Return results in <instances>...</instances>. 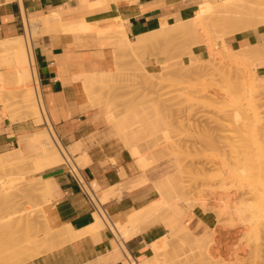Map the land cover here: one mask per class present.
Here are the masks:
<instances>
[{
	"label": "bare ground",
	"instance_id": "bare-ground-1",
	"mask_svg": "<svg viewBox=\"0 0 264 264\" xmlns=\"http://www.w3.org/2000/svg\"><path fill=\"white\" fill-rule=\"evenodd\" d=\"M122 1H124V0H94V1H81V2H82V4H84L87 7V9L89 11V9H92V10L95 9L96 10L97 8L98 9L99 8H105V7H108L109 5H112V6L116 5L117 6ZM124 3H126V2H124ZM213 3L217 4L218 6L213 5L212 0H201L200 7L198 9H199V12L202 14L203 18L206 20V23L204 25L205 30L207 31L209 29V28L206 29V27L212 26L213 28L210 27V29L219 30L217 32L218 35L220 32L219 36L215 35L216 39L213 40L214 42L211 39H208L207 41L203 40L201 34L197 33L194 30V28L192 27L193 26V24H192L193 19L190 18V19L185 20V21L177 22V23L170 25L168 27H161L157 30L150 32V33L135 37L134 43H127V49L128 50H125V55L126 56L131 55V57L133 56L134 57L133 59L135 61V57H138L142 51H143V53H145L144 50H147L151 53V51L149 50L150 48H158L157 46H159L160 43L166 42V41L170 42V39L173 38V40H174V38H176V35L180 34V33H182L184 35H188V37L192 40V42L195 46L202 45L206 48L207 54H208L207 57H209V58L205 60L206 63H204V61H202L203 62L202 66H201V67H203L202 70H200V68H199L198 70H200V71H197V69L195 71L194 70L193 71L195 73H197V72L203 73V71H204L203 69H205L204 68V66H205L208 71L212 70L210 72V73H212L211 78H213V76L216 74L217 77L219 76L220 79L223 80L225 85H222V84L221 85L225 86V88L227 89V90L225 89L226 91L225 90H223V91H225V93H226L225 95H226L229 102H227L228 110H225L226 107H224L225 108L224 110L226 112L224 111L225 113H223V111H222V114L224 116V120L222 118H221V120L224 121V123H227V124H225V125L223 124V125L228 127V129H229V127H233V128H230L231 129L230 131L234 132V133L231 132L232 135L236 134V136H237L239 133L242 135V136L241 135L237 136L238 138H240L239 140L235 135L234 136L231 135L229 137L230 139L228 138V140H232L235 137L237 138V140L235 138V140H234L235 142L233 140H232V142L231 141L229 142L228 140H227V142L225 141V143H228L227 144L228 146L227 145L225 146V143H224V147L226 148V149L225 148L224 149L226 150V152H229V153L232 152V154L234 155V156H232V154L230 155L229 153H228V155H226L225 152L223 153L225 155V161L227 159L230 160V156L232 159H234V162L232 161V164H230L231 162L228 160H227L228 162L227 161L223 162L224 158L220 159L221 164H223V165H221V164L220 165L223 167L224 166L227 167V169H225V167H224V173H225V170H227V174L225 173L226 178L224 177L226 179L225 181L229 180V182L231 184V185H229V182H228V184H226V185H229V188H228V186L225 185L226 187L224 186V189L226 191H227V189L230 190V187L234 186V184H236V183H237V185H236L237 187H239L238 185H240L239 188L242 187L241 189H243V186H241L242 182H244L249 188L251 187L248 190L249 193H250V191H251V193L253 192L252 194L250 193L251 195L249 193H248L249 195L247 193H246L247 194L246 195L245 194L246 189L244 188L245 189L244 194L246 195V197H245L246 200H245V198H244V200L246 201L245 202L246 204L251 203L250 205L253 206L252 202H249V201L250 200L254 201L253 199H255L256 206L253 207L255 209L252 208L253 210L250 212L253 213L252 215L255 214L253 216V218L257 215L256 218H258V219L261 218V221H262L261 223H263L264 222L263 221L264 220V116H262V112L264 113V109L262 111V108H264V83H262L260 81L262 78L259 77L260 80L258 78L257 68L264 66V0H217V2L213 0ZM213 6H215V7H213ZM124 16H122V17H124ZM21 24H22L23 36H17V37H14L12 39H7V40L5 39V40L0 42V67H2V66L5 67V66H9V65L12 67L11 71L7 70L8 72L0 73V106H2L4 109V112L2 111L1 115L4 114L5 116H9V114H10L9 112L12 113V109L10 110L8 108L10 106L11 107L15 106L14 108H16L17 112H19L17 119H19L20 121L25 122L28 120H33V122L36 125L45 124L47 127L45 126L46 130H44L40 133V137L34 136L33 143H31L32 146L34 147V152L29 154L28 156H24L22 154V152H20L18 150L15 151V153L13 155H10L9 153H4V154L0 155V170H4V169L11 170V169L20 168V166L22 167L24 165L25 159L27 160L30 158H34L35 159L34 161L38 165V168H40L44 171H46L48 169H52V168L62 167V166L63 167L67 166V167H69V170L75 171V169H77V166L73 162L72 157H71L72 156L71 154H73L74 152L71 149H67L66 147L64 148L60 144L58 137H56V135L54 134L55 131H52V127L50 126V123H49L48 118L46 116V111L44 109V105L42 104V100H41V95H40V90H39V82H38V78L36 75L37 71L35 70V74H34V72L32 70L33 57H32V47H31V43H30L31 39L36 34L38 29L43 28V29L47 30L48 34H55V33H59V32H75V33H80V34L90 33V34H95L98 37H104L105 36L106 38L108 37V39L109 38H111V39L112 38H117V39L121 38V40L123 42H126L125 41L126 40L125 39L126 38L125 30H124L123 25L121 23V20L119 18H116L114 20H106V21H103L100 23H95L92 25L91 24L77 23V24L69 26V24H63L62 23L61 14L58 11L57 12H50L44 16H38V17H32V18L26 17L24 15V13L21 12ZM213 30H211V31H213ZM249 30H258L262 34L261 35V41L258 44L253 45V46H247V47L241 46L239 49H235V50L227 49V45L225 43L226 38L233 37L236 34L243 33V32L249 31ZM215 32L216 31H214V33ZM217 33H215V34H217ZM217 39L220 42L218 44L216 43ZM66 40H67V37H66ZM209 40H211V41H209ZM173 43H174V41H173ZM212 44H214V45L212 46ZM147 56H148V54H147ZM119 57L121 58V56H119ZM210 57H211V59H210ZM127 58H129V57H127ZM118 60H119V58H118ZM119 64H121V63H119ZM240 67H242V68L245 67L247 69V72L245 71L246 69L243 70ZM239 69H242L243 72L245 71L246 73L241 74L242 71L241 70L239 71ZM207 70H205V71L207 72ZM181 71H182V69H181ZM231 71H233V73L235 71H237L238 73L235 72L233 74ZM178 72L180 73L179 69H178ZM188 72H189V70H188ZM195 73H193V74L190 73V75H194ZM208 73L209 72L205 73L206 76L204 74H201V73H199L200 75L199 74L198 75L199 76L204 75V76H202V78H203V77H207ZM210 73H209V75H210ZM197 74L194 76H197V79H198L199 76ZM243 74H245V75H243ZM107 75H109V74H103L102 76L105 77ZM99 77H96V80ZM156 77H158V76H156ZM199 78H201V77H199ZM211 81H214V80H211ZM102 82H103V80L100 78L98 83H102ZM180 82L181 81H179V83ZM95 83H96V81H95L93 75L92 76H84V80H83V84H84V88H85L84 92L86 90L88 92L90 90H93V88L95 87L94 86ZM149 83H151V85H152L153 81L151 80ZM221 83H222V81H221ZM152 86H154V85H152ZM9 88H10V91L8 90L9 92H7V89H9ZM191 88H192V90L196 89L195 87L194 88L191 87ZM200 89L201 88H199V90ZM217 91H219V90H217ZM142 92H144V91H142ZM193 92H197V90H195V91L193 90L190 93H193ZM204 93H206V92L204 91ZM204 93L201 92L200 94L203 95ZM217 93H219V92H217ZM220 94L222 95V93H220ZM145 95H143V93H142V96L145 97ZM212 96H214V95H212ZM212 96H211V98H213ZM192 97L196 98L195 95ZM192 97H190V99H192ZM200 97H204V95L200 96ZM138 98H141V97H138ZM207 99H209V97H207ZM204 100H206V98ZM209 100L207 102L206 101L205 102L208 103ZM215 100L216 99H214V101L213 100H210V101L213 103V102H215ZM192 101H193V99H192ZM194 101H195V99H194ZM199 101L200 100L195 101V102H199ZM201 102H202V99H201ZM199 104H200V102H199ZM201 104L203 105V102ZM225 104H226V102H225ZM93 105H95L96 107L98 106V104H96V103ZM206 106H207V104H206ZM208 106H209V104H208ZM212 106H214V105L212 104L209 107H212ZM181 107H183V106H181ZM215 108H217V107H215ZM166 109H168V108H166ZM104 110L106 112L105 119L108 121V123H112V121L114 122L115 118H118L117 117L118 114H115V112H117V110L114 112V109L112 106H110V103H108V102L105 103ZM165 110H163L164 114H165V112H168ZM259 110L262 112H259ZM191 112H193V111L191 110ZM148 114L149 113H146V112L141 113V116L139 118L136 117L135 115L130 116L129 121L132 122L131 125H129L128 122L126 121L128 119L122 118V119H120L121 120L120 123H117V127H116L117 131L120 130V133H122L121 138H123L122 141H123L124 146L126 147L128 152H130L136 158L135 164L143 172L147 169H150V167H152L151 165H153V164H151V162L150 163L148 162L149 159L147 158V156L143 155L144 152L142 154V152H141L142 150L139 147L141 144L144 145V146L141 145L143 147V149L145 148V150H147V151L153 150V147H151V146L153 145L152 142L155 140L154 144H155V142L157 144L155 146H161V147H159L160 148L159 150L162 152H163V150L170 148V145H171V143L169 144L168 139L166 137L163 138V141L157 142L156 139L151 141V139H149V138H147V136H145V134L148 131L147 126H152V120L150 118H147ZM167 114H165V115H167ZM177 115H175V116H177ZM10 116L7 119L10 120ZM167 116H169V114ZM175 119H177V118H175ZM210 119H211V117H210ZM227 125H231V126H227ZM48 126L50 128H48ZM145 127H146V129H145ZM198 127H199V125H198ZM201 130H203V129H201ZM235 130L238 131L237 132L238 134L235 133L236 132ZM205 131H207V130H205ZM225 131H224V133H225ZM228 135H230V134H228ZM40 138H41L42 142L40 144H38L39 143L38 140ZM236 141H238V142H236ZM150 143H152L151 146H150ZM230 143H232V144H230ZM219 144H221V143H219ZM180 147L181 146H179V149L182 148V147L181 148ZM227 147L230 148L231 152L227 151V149H229ZM171 148H173V147H171ZM174 148H177V147L175 146ZM239 149H241V150H239ZM74 151H75V149H74ZM165 151L167 152V150H165ZM184 151H185V149H184ZM166 152L164 154H166ZM167 154H169V153L167 152ZM161 156H164V155L161 154L159 156V158H161ZM227 156H228V158H226ZM155 159L157 160V157ZM156 160H154L153 163H155ZM160 161H162V160H160ZM156 162H158V160ZM198 169L201 170V168H198ZM163 182H165V181L163 180ZM163 182H161V183L163 184ZM143 183H146L145 179L141 180V182L139 183V186H140V184H143ZM153 183L158 184V182H156V181ZM159 183H160V181H159ZM162 184H159V185L162 186ZM165 184H167V183L165 182ZM153 186H155V185H153ZM167 186H168V184H167ZM167 186H165V187H167ZM179 186L180 187L175 186L174 189L171 188V190L168 189L169 191L166 195L162 194V189L163 188L165 189L164 184H163V188L156 186L157 190H155V192L156 191L158 192V194L156 193L157 194L156 196L157 197L161 196V197H159L160 201L157 204H154V202H152L151 204H149V206H147L144 209L142 208L141 210H139L137 212L133 211L134 213H131L130 215H128L123 224L119 223L116 220H110V219L106 218L105 214L103 213V211L101 209V206L105 202H107L111 198H114L118 194L116 191L119 189H117L115 191L116 193L112 192L109 194H103V196L100 197L99 199L96 198V200H95L96 211L93 212V214H92V224L81 232L75 233L72 230L71 226L68 224H67V226L59 227V222L57 221L58 225L49 226L48 224H46L45 227L41 231L39 230L41 236H38L39 231L32 232L28 225H26L25 227H22V229L24 228L23 230L21 229L22 231L19 229L21 227H18V225H17V229L19 230V232H17V230H15L16 228L11 229L9 237L6 239V242L0 245V264H24L26 262L32 261L33 259H35V258H37V257H39V256H41L47 252L49 253L53 250H56V249L60 248L62 245H66V243L73 241V240L79 238L80 236H83L84 234H91V233L94 234L103 228L108 229L111 232V234L113 235V238L118 237L119 239H121V241H122L121 243H125L131 237H133V236H135V235H137V234H139V233H141V232H143V231H145V230H147L153 226H156L157 223H159L163 220V218L165 217L164 213L168 212V210L172 209V207H174L176 201L177 202H178V200L180 201L179 196H181V194H183V193H181L179 190V189H181L182 186L181 185H179ZM236 186H234V187H236ZM171 187H173V186H171ZM176 187H178V189ZM234 187H232L231 189L233 190ZM244 187H246V186H244ZM248 187H246V188H248ZM176 189L178 190V192ZM235 190L237 191L239 189L236 188ZM3 191H5V189L0 188V194ZM119 191H121V190H119ZM236 191H234V192H236ZM239 192H240V190H239ZM239 192H237V194ZM178 193H180V195ZM224 193H225V191H224ZM244 194L239 193L238 197L242 198L243 196H245ZM119 195H120V193H119ZM235 195H236V193H235ZM235 195H234V197H235ZM241 195H243V196H241ZM252 195H253V198L250 197L251 199L250 198L248 199V197L252 196ZM231 196H232V194H231ZM227 197L231 199L233 196L230 197V195L228 194ZM227 197H225V200H224V221L228 220V223L230 221L231 224H233L230 227L236 226L237 223L234 224L236 221L233 223L232 220H237L236 219L237 217H238V220H240V221L243 220L245 222L246 217L244 218V216H242L244 214L243 208L246 207V211H247L248 209H250L249 208L250 205H248V209H247L246 204L242 205V203H244V200L242 199L243 202H239L240 200H238V197H237V199L234 198V200L235 199L238 200L237 202H235L236 200L234 201L231 199L232 201L230 200V203L229 202L226 203V200H228ZM190 200H192V199H190ZM247 200H249V201H247ZM244 205H246V206H244ZM187 206H188V204H187ZM194 207L200 208L201 211H204V212H206V210H207L206 205H200V204L196 203L194 200H192V202L189 203V209H191V211H192L194 209ZM166 209H168V210L166 211ZM174 210H175V207H174ZM204 212H202V213H204ZM246 213L249 214V211ZM162 214H163V216H162ZM179 214H177V216L180 217L181 214L180 215ZM240 215L244 219L241 218ZM247 216L249 217V215H247ZM250 218H252V217H250ZM262 218H263V220H262ZM246 221H247V219H246ZM248 221L246 223L251 222L250 219H248ZM255 221L256 220L254 218V222ZM258 221H260V220H258ZM241 222H239L238 224H240ZM244 222H242V223H244ZM225 224H224V226H225ZM256 224H257L256 227H254L256 229V232H254L255 235L253 238L255 241H258L260 243V245L262 244L264 246V223L262 225L260 224L261 226L258 225V222ZM249 226H251V225H249ZM252 227H253V225H252ZM257 227L259 228L258 230H257ZM225 228L227 229L228 227H225ZM253 229H249V232H252L251 230H253ZM186 231L187 232H185L184 234L190 233V231L188 229H186ZM123 233H124V236L126 237L125 240H123V238L121 236V234H123ZM252 235H253V233H252ZM249 236H251V235H249ZM165 240H166V237H163V238L159 239L158 241L151 244L150 247H151V250L153 251V256L150 259H148L144 262H141V263H136L126 253L127 260H124L123 263L124 264H162L158 259L159 256L161 258V257H164L163 254H165L166 256H168L170 254V251H166L170 247V246L168 247V245L170 243L168 244L167 243L168 241L166 242ZM246 240H248V239H246ZM176 242H177L178 246L181 247L186 243V240L181 238V237L179 239V237H178L176 239ZM253 244H257V242H255ZM166 247H168V248L166 249ZM121 248L124 250V248L122 246H121ZM195 248L198 251L191 258H179L180 256H178L175 253H174L175 255L174 254H170V255L176 256V258L178 256L179 259L178 258L177 259L180 260L181 263L183 260H185V262L187 264H211V262L214 260V256H216L215 252L218 251V249L215 251L216 248L212 249L211 247H205V248L195 247ZM261 248L262 247L256 248L254 250L255 252H253L254 257H256L257 259L258 258L260 259V257L262 258V256H263V255L261 256V254L264 252V250L262 251ZM263 249H264V247H263ZM165 251L169 254H167ZM248 252L249 251H247V253ZM234 255L235 254H233V256ZM226 256H228V254ZM226 256H225V258H226ZM233 256H231V258H233ZM229 257L230 256H228V258ZM254 257H252V258L254 259ZM172 258H174V257H172ZM176 258H175V260L177 261ZM235 258H234V261L237 259V258L236 259ZM252 258L250 259V261H252ZM263 258H264V256H263ZM170 260H171V262H175L174 259L170 258ZM260 260H262V259H260ZM180 261H177L178 264H181ZM228 261L231 262L232 260L230 261V259H229ZM171 262H170V264H171ZM229 262H227V263H229ZM212 263H214V262H212ZM245 263H248V262H245ZM253 263H254V261H253ZM253 263H251V264H253ZM258 263H259V261L256 264H258ZM163 264H165V263H163ZM174 264H176V263H174ZM232 264H233V261H232ZM235 264H237V263H235ZM240 264H242V263H240Z\"/></svg>",
	"mask_w": 264,
	"mask_h": 264
},
{
	"label": "crops",
	"instance_id": "crops-1",
	"mask_svg": "<svg viewBox=\"0 0 264 264\" xmlns=\"http://www.w3.org/2000/svg\"><path fill=\"white\" fill-rule=\"evenodd\" d=\"M81 1L94 0H0V42L22 33L21 12L26 17H35L58 11L62 23L69 26L121 20L126 42L90 33L59 32L42 35L30 43L41 100L52 131L64 148L74 152L71 154L73 162L81 161L79 172L96 198L121 190H117L118 194L101 209L106 218L123 224L128 215L158 199L152 186L157 180L156 174L146 172L149 169L143 174L127 149L120 148L113 140H106V112L103 107L91 105L84 92V76L114 74L118 67L117 57L128 50L127 43H134L137 36L192 18L201 0H128L117 6L89 9L90 12ZM261 35L258 30H249L226 38L225 43L227 49L235 50L258 44ZM192 54L199 60L207 58V50L202 45L194 46ZM140 63L150 72L157 66L151 56L144 57ZM257 75L264 83V66L257 68ZM4 116L0 108V155L12 149L25 156L34 152L32 144L26 142V138L35 133H32V126L27 121L10 122ZM39 177L46 181L49 203L59 227L68 224L77 233L92 224L96 207L85 198L69 167L48 169ZM143 179L146 183L139 186ZM202 212L195 208L183 220L191 230L202 232L200 235L213 229L216 223L213 214ZM163 224L174 236L181 233L171 221ZM111 235L106 228L84 234L24 264H124L126 253L134 262L141 263L153 256L150 246L166 236V229L156 224L122 243L124 250Z\"/></svg>",
	"mask_w": 264,
	"mask_h": 264
},
{
	"label": "rangeland",
	"instance_id": "rangeland-1",
	"mask_svg": "<svg viewBox=\"0 0 264 264\" xmlns=\"http://www.w3.org/2000/svg\"><path fill=\"white\" fill-rule=\"evenodd\" d=\"M127 1L128 0H124L122 2H127ZM214 1L217 2V0H214ZM212 4L215 6H218L217 4L213 3V0H212ZM215 6H213V7H215ZM47 14H45V15H47ZM40 16H44V15H40ZM35 17H38V16H35ZM28 18H32V17H28ZM192 19H193L192 20V24H193L192 27L194 28V30L197 33L201 34L203 40L207 41L208 39H211L213 41L214 39H216L215 35H217V36L220 35V32H219V35L217 33L219 30H217L215 28H214L215 30L210 29V27H212L210 25H209L210 27H206V29L207 28H209V29L207 31L205 30L204 25L206 23V20L203 18L202 14L199 12V9L196 10V12L194 13V16H192ZM211 30H213V31H211ZM214 31H216L215 33H217V34H215ZM45 34H48L47 30L40 28L37 30L36 34L33 36V38L31 40L36 39L37 37H40V36L45 35ZM19 36H23V31H22V33H20ZM211 40H209V41H211ZM173 41H174V43H173ZM216 43L217 44L220 43L218 39L216 40ZM213 45L214 44H212V46ZM194 46L195 45L193 44L192 40L188 37V35H184V34L180 33V34L176 35V38H174V40L172 38V39H170V42L166 41V42L160 43L159 46H157L158 48H150L149 50L151 51V53L147 50H144L145 53H143V51H142L138 57H135V61L133 59L134 57L133 56L131 57V55L126 56L124 54L125 56L121 55V58L118 56L117 57L118 67L116 69H114V71H113L114 74H109L105 77L102 76L103 74H99V75L94 76V79L96 81V83L94 85L95 87L93 88V90H90L89 92L86 90L85 92H86L90 102H92V105L96 103V104H98V106L104 108L105 103L108 102V103H110V106L113 107L114 112L117 110V112H115V114H118V116H117L118 118H115L114 122L112 121V123H108V121L106 120L107 121L106 122V131H108V136H107L108 139H106V140H113L117 143V145L120 148L126 149V147L124 146L123 141H122L123 138H121L122 133H120V130L117 131V128H116L117 123H120V121H121L120 119L125 118V119H128V120H126L128 122V124L131 125L132 122L129 121L130 116L135 115L136 117L139 118L141 116V113L146 112V113H149L147 115V118H150L152 120V126H147L148 131L146 130L147 133L145 134V136H147V138L151 139V141L156 139L157 142L163 141V138L166 137L168 139L169 144L171 143L170 148L171 147H173V148L165 149V150H167V152L169 154H167V152L165 150H163V152L160 151L159 147H161V146H155V145H157L156 142L154 144L155 140L152 142L155 147L153 145L151 146L152 143H150V146L153 147V150L147 151V150H145V148L143 149L142 146H144V145H142V144H141L142 146L141 145L139 146L140 149L142 150L141 151L142 154L144 152L143 155L147 156V158L149 159L148 162L149 163L151 162V164H153V165H151L152 167H150V169L147 170L146 172L149 171L151 173L156 174V178H157L156 182H158V184H155V183L152 184V186L155 185V186H153L154 190H157V187L163 188V184H164V187L167 186V184H168V186L165 187V189L164 188L162 189V194L166 195L169 191L168 189L171 190V188L174 189L175 186H178V187H180L179 185L182 186L181 189H179V190L184 195L181 194V196H179L180 201L179 200H178V202L176 201V203L174 205L175 210H174V207H172V209H170V210H168L169 208L166 209V211L168 210V212L164 213L165 217L163 218L164 222L171 221L174 225H177V229L181 230V233L178 236H174V234L172 232H169L167 230V228L163 224L164 222L157 223V225L162 226L164 229H166V236H165L166 240L165 241L166 242L168 241L167 242L168 244L170 243L168 245V247L169 246L170 247L169 248L166 247V249L168 248V250H166V251H170V254H174V253L177 254L178 256H180L179 258H191L198 251L195 247H202V248L211 247L212 249L216 248L215 251L218 249V251L215 252L216 256H214V260L212 261L215 264H224V263L225 264H232V261H233V264H235V263H237V264H240V263L251 264V263H253V261H254L253 264H256L258 261H259L258 264H262V263L264 264V262H263L264 261V258H263L264 252L263 253L261 252L262 253L261 256L262 255L263 256H262V258L260 257V259H262V260H260L259 258L257 259L253 255L254 254L253 252H255L254 250L256 248L262 247L261 248L262 251L264 250L263 249L264 246L262 244L260 245V243L258 241H255L253 238L255 235L254 232H256V229L254 228L257 225L256 223L258 222V225H260V224L262 225L264 222L261 223L262 222L261 218L260 219L256 218L257 215L254 217L256 220L254 222L253 216L255 214L252 215L253 213L250 212L253 209H255V208H253L254 206H256L255 199H253L254 201L247 200L249 202H252L253 206L250 205L251 203L250 204L248 202H247L248 204L245 203L246 202L245 197L249 193L248 190L251 187L249 188L244 182H242V183L240 182L241 186H243V189H241L242 187L239 188L240 185H238L239 187H237L236 186L237 183L234 184V186H236V187L232 186V187H234L233 190L231 189L232 187H230V190L226 188L227 191L224 189V186L226 184H228L229 180L225 181L226 180L225 179L226 178L225 173L227 174V170H225V173H224V167L225 166L224 167L221 166L223 164H221L220 159L224 158V160H223V162H224L225 161V155L223 153L225 152L226 155H228V153H229V152H226V150H225L226 148L224 147V143H225V141L227 142L228 138L232 135L231 134L232 131H230L231 130L230 128H233V127H229V129H228V127L224 126L227 123H224V121L221 120V118L224 120V116L222 114V111H223V113H225L226 112L225 110H228L227 102H229V101L225 95L226 94L225 91L227 89L225 88V86H222V85H225L223 80L220 79L219 76L217 77V75L215 73H214L215 74L214 76L212 75L213 78H211L212 73H210V72L212 70L208 71L205 66H204L205 69H203L204 70L203 73L202 72H199V73L204 74L206 76L205 73L209 72L210 75L208 73L207 77L202 78V76H204V75L199 76L200 74L198 72L197 73L199 75L194 72L196 69H197V71L202 70V68H203V67H201L203 64L202 61H204V63H206L205 60L209 58V57H207L205 60H199L196 57H194V55L192 54V48ZM147 54H148V56L154 57L156 64H157V66L153 69L152 72L146 71V69L140 63V61L144 57H146ZM127 57H129V58H127ZM118 58H119V60H118ZM210 59H211V57H210ZM119 63H121V64H119ZM199 68H200V70H198ZM240 68H242V67H240ZM178 69H179L180 73L178 72ZM181 69H182V71H181ZM242 69L244 70L246 68L243 67ZM242 69H239V71L240 70L242 71L241 74L247 72V69L245 70L246 72L245 71L243 72ZM7 70L11 71L12 67L10 65L5 66V67H3V66L0 67V73L8 72ZM32 70L35 74L34 67H32ZM188 70H189V72H188ZM205 70H207V72ZM233 71H231V72L233 73ZM235 72H237V71H235ZM190 73L191 74L195 73L194 75L197 74L201 78L198 77V79H197V76L190 75ZM243 75H245V74H243ZM156 76H158V77H156ZM96 77H99V78L96 80ZM100 78L103 80L102 83H98ZM151 80L153 81L152 85H154V86H152L151 83H149ZM211 80H214V81H211ZM179 81H181V82L179 83ZM221 81H222V83H221ZM191 87H193V88L195 87L196 89H193V90L194 91L197 90L198 93L197 92L190 93L191 91H193ZM199 88H201V89L199 90ZM202 89L206 93H204V91ZM8 90L10 91V88L7 89V92H9ZM217 90H219V91H217ZM223 90H225V91H223ZM142 91H144V92H142ZM200 91L202 93H204L203 94L204 97H200V96H203L200 94L201 93ZM217 92H219V93H217ZM142 93H143V95L146 94L145 97L142 96ZM220 93H222V95ZM188 95L190 97L195 95L196 98L192 97V99H193V101H192V99H190V97ZM212 95H214V96H212ZM211 96L214 99H216L215 102H213V103L210 101V100L214 101V99L211 98ZM138 97H141V98H138ZM207 97H209L210 100L207 99ZM205 98H206V100H204ZM194 99H195V101L200 100L199 101L200 104H199V102H195ZM201 99H202L204 106L201 104L202 103ZM208 100H209V102L206 103ZM204 102L207 104V106ZM225 102H226V104H225ZM208 104H209V106H211L213 104L218 109L215 108L214 106L209 107ZM93 106H95V105H93ZM181 106H183V107H181ZM14 107L10 106L8 108L10 110L12 109V113L9 112L10 113L9 116L11 115L10 120L9 119L8 120L10 122H19L20 120L17 119L19 112H17L16 108H14ZM224 107H226V109ZM0 108H2L1 112L2 111L4 112L3 107L0 106ZM166 108H168V109H166ZM190 109L193 112H191ZM263 109L264 108H262V111H263ZM163 110L168 111V112H165V114L168 113L169 116H167L168 114L165 115ZM262 111L259 110V112H262ZM175 115H177V116H175ZM9 116H6V118H9ZM262 116H264L263 112H262ZM210 117H211V119H210ZM175 118H177V119H175ZM20 122H22V121H20ZM27 122L32 126V130H33L32 133L35 132L33 135L28 136L26 138V142H28V144H31V143H33L34 136L40 137V133L42 131L46 130L47 126L45 124L36 125L33 122V120H28ZM198 125H199V127H198ZM107 126H108V128H107ZM227 126H231V125H227ZM112 127L113 128L115 127V128L113 129ZM48 128H50V127L48 126ZM200 128L203 130H201ZM145 129H146V127H145ZM205 130H207V131H205ZM224 131H225V133H224ZM235 131H236L235 133L238 132L237 130H235ZM232 133H234V132H232ZM228 134H230V135H228ZM234 135L236 136V134H233L232 136H234ZM238 135L240 136L241 134L239 133ZM235 138L232 140L234 141ZM237 138H236V140H237ZM239 139L240 138H238V140ZM232 140H228V141L232 142ZM38 142H39L38 144H40L42 142L41 138L38 140ZM236 142H238V141H236ZM219 143H221V144H219ZM227 144L228 143H225V146ZM230 144H232V143H230ZM178 145L181 146L182 148L180 147L181 149H179ZM175 146L177 148H174ZM227 148H229V147H227ZM184 149H185V151H184ZM239 150H241V149H239ZM164 151L166 152L167 155L164 154L165 153ZM227 151L231 152L230 148L227 149ZM14 153H15L14 149L9 151L10 155H13ZM161 154H163L164 156H161V158H159V156ZM229 154L231 155L232 152ZM130 155L135 161L136 158L131 153H130ZM26 156H28V155H26ZM232 156H234V155L232 154ZM156 157H157L158 162H156L157 161L155 159ZM226 158H228V156ZM34 160H35L34 158H30L27 160L25 159L24 165L22 167L20 166V168L11 169V170H6V169L0 170V188L5 189V191L1 192V194H0V245L6 242V239L9 237L11 229L16 228L15 230H17V232H19V230L17 229V225H18V227H21V228H19L20 230L22 229V227H25L26 225H28L32 232L39 231V230L41 231L45 227L46 224H48L49 226L58 225L57 220L54 217L53 208L51 207V205L49 203V195H48L46 187H45L46 181H43L39 177V174L44 172V170L38 168V165L35 163ZM154 160H156L155 163H153ZM160 160H162V161H160ZM228 161H230L231 162L230 164H232V161L234 162V159H232L230 156V160H228ZM75 164H76L77 168L82 167V163L80 160H76ZM137 168L139 169V167H137ZM198 168H201V170ZM225 169H227V167H225ZM146 172L142 171L143 174H145ZM35 175H38V177L36 179H33ZM163 180L167 184H165V182H163ZM159 181H160V183H159ZM161 182H163V184ZM159 184H162V186ZM229 185H231L230 182H229ZM229 185H226V186H228V188H229ZM171 186H173V187H171ZM244 186H246L248 188H246ZM178 187H176V188L178 189ZM236 188H238L240 190V192H239V190L236 191L235 190ZM244 188L246 189V192H245V194L247 193L246 195L244 194V190H245ZM224 191L226 194L224 193ZM234 191H236V192H234ZM177 192H178V190H177ZM237 192H239L240 194H244L245 196L241 195V196H243L242 198L238 197L239 193L237 194ZM235 193L237 196L235 195ZM250 193H251V191H250ZM157 194H158V192H157ZM178 194L180 195V193H178ZM228 194L230 195V197L233 196L231 198L232 200H234V198L237 199V197H238V200H240L239 202H243V200L245 198L244 203H242V205L246 204L247 209H248V205H250L249 208L251 209V210L248 209L246 211V207L243 208L244 214L242 213L243 214L242 216H244V218L246 217L245 222L243 220H241L242 222H244V223H242L240 220H238V217L237 218L235 217L237 220H232V222L234 223L236 221L234 224H236V223L237 224H236V226H233V227H230L231 225H233V224H231L230 221H229L230 224L228 223V220L224 221V200ZM231 194H232V196H231ZM234 195H235V197H234ZM159 197H161V196L157 197L158 200L154 201V204H157L160 201ZM250 197L253 198V195L249 196L248 199ZM190 199L194 200L196 203H198L200 205H206L207 206L206 212L213 214L214 217L216 218V223H214V226H215V224H216V226L215 227L213 226L212 227L213 229L207 231L203 235H200L202 232H195V231L191 230L186 225V223L183 221L184 218L187 216V214L191 213L196 208V207H194V209L192 211H191V209H189V203L192 202V200H190ZM227 199L229 201L226 200V203L227 202L230 203L231 199L228 197H227ZM238 200H236L235 202H237ZM187 204H188V206H187ZM246 205H244V206H246ZM248 211H249V214L246 213ZM179 213L181 214L180 217L177 216V214H179ZM247 215H249V217ZM162 216H163V214H162ZM242 216L240 215L241 218H243ZM250 217H252V218H250ZM246 219H247V221H248V219H250L251 224L246 223L247 222ZM258 220H260V221H258ZM262 220H263V218H262ZM239 222H241L242 224L241 223L238 224ZM224 224H225V226H224ZM248 224L251 226H249ZM252 225H253V227H252ZM185 226H187L188 229L191 231L189 234H184L185 232H187ZM225 227H228V228L226 229ZM249 229H253V230H251L252 232H249ZM258 229L259 228L257 227V230ZM40 231L38 232V236H41ZM252 233H253V235H252ZM248 234L251 236H249ZM121 236H122L123 240L126 239V237L124 236V233L121 234ZM178 237H179V239L181 237V238L186 240V243L181 247H179L177 242H176V239ZM114 239H115L116 244L121 248V246H122V243H120V242H122L121 239H119L118 237H115ZM246 239H248V240H246ZM255 242H257V244H253ZM114 247L116 248L115 244H114ZM247 251H249V252L247 253ZM225 252L228 254V256H230L229 258H228V256H226L227 254ZM167 254H169V253H167ZM170 254L168 256L163 254L164 257H161V258L159 256V258H158L159 261L162 264L163 263L170 264V262H171L170 258L174 259V260L176 258V256H173ZM233 254H235V255L233 256ZM224 255L226 256V258ZM178 256H177V258H178ZM231 256H233V258H231ZM172 257H174V258H172ZM252 257H254V259ZM234 258L236 259L235 261H234ZM251 258H252V261H250ZM178 259H177V261H180ZM227 259L228 260L230 259V261L231 260L232 261L229 262ZM177 261L175 260V262H171V264L172 263L178 264ZM183 261H182V263L180 261V263L181 264H184V263L187 264L185 262V260H183ZM226 261L229 263H227ZM212 262H211V264H214ZM245 262H248V263H245Z\"/></svg>",
	"mask_w": 264,
	"mask_h": 264
},
{
	"label": "built area",
	"instance_id": "built-area-1",
	"mask_svg": "<svg viewBox=\"0 0 264 264\" xmlns=\"http://www.w3.org/2000/svg\"><path fill=\"white\" fill-rule=\"evenodd\" d=\"M20 20H21V15H20ZM22 25V24H21ZM32 66L36 69L35 65H34V61ZM38 78V75H37ZM39 82V79H38ZM40 87V86H39ZM75 169V168H74ZM71 171V170H70ZM71 175L74 178L75 182L80 186L85 198L88 200V202L90 204H92L95 207V200L96 197L94 194H92V192H90V190L88 189V187L86 186L84 179L82 178L80 172H79V168L75 169V171H71Z\"/></svg>",
	"mask_w": 264,
	"mask_h": 264
}]
</instances>
